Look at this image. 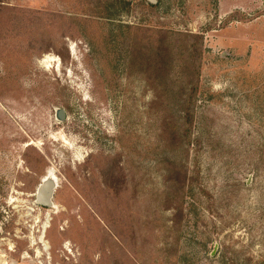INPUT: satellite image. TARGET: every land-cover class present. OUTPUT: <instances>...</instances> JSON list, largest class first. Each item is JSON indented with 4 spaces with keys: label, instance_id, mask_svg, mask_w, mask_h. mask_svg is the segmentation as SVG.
Listing matches in <instances>:
<instances>
[{
    "label": "rangeland",
    "instance_id": "rangeland-1",
    "mask_svg": "<svg viewBox=\"0 0 264 264\" xmlns=\"http://www.w3.org/2000/svg\"><path fill=\"white\" fill-rule=\"evenodd\" d=\"M155 1L0 0V264H264V0Z\"/></svg>",
    "mask_w": 264,
    "mask_h": 264
},
{
    "label": "trees",
    "instance_id": "trees-1",
    "mask_svg": "<svg viewBox=\"0 0 264 264\" xmlns=\"http://www.w3.org/2000/svg\"><path fill=\"white\" fill-rule=\"evenodd\" d=\"M180 36H183L184 38L190 39L191 43L189 45V49L191 50V58L192 63L190 66H192V71L194 75V82L189 88L188 93V104L183 108V116H184V123L187 125L188 128L192 124L193 119V111H192V100L194 99L197 90H198V78H199V59H200V46H201V36L194 35V34H180ZM187 137V144L189 145V133H185ZM181 198V196L179 197Z\"/></svg>",
    "mask_w": 264,
    "mask_h": 264
},
{
    "label": "water",
    "instance_id": "water-1",
    "mask_svg": "<svg viewBox=\"0 0 264 264\" xmlns=\"http://www.w3.org/2000/svg\"><path fill=\"white\" fill-rule=\"evenodd\" d=\"M151 5L156 3L155 0H146ZM55 119L57 121H64L66 119V113L63 109L55 110ZM57 178L53 174H46L38 187L36 188L34 195V203L39 207L46 209H53L55 207L53 200L54 194L57 189Z\"/></svg>",
    "mask_w": 264,
    "mask_h": 264
},
{
    "label": "flooded vegetation",
    "instance_id": "flooded-vegetation-1",
    "mask_svg": "<svg viewBox=\"0 0 264 264\" xmlns=\"http://www.w3.org/2000/svg\"><path fill=\"white\" fill-rule=\"evenodd\" d=\"M54 118H55V117H54ZM55 121L58 122V123H63V121H57L56 119H55Z\"/></svg>",
    "mask_w": 264,
    "mask_h": 264
},
{
    "label": "bare ground",
    "instance_id": "bare-ground-1",
    "mask_svg": "<svg viewBox=\"0 0 264 264\" xmlns=\"http://www.w3.org/2000/svg\"><path fill=\"white\" fill-rule=\"evenodd\" d=\"M48 174H52V172L51 171H49V172H47ZM53 209H55V207L53 208Z\"/></svg>",
    "mask_w": 264,
    "mask_h": 264
}]
</instances>
